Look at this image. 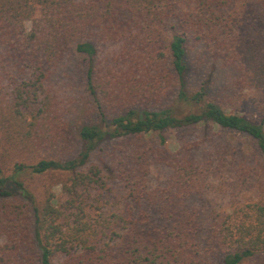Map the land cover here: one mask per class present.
I'll list each match as a JSON object with an SVG mask.
<instances>
[{
    "label": "trees",
    "instance_id": "obj_1",
    "mask_svg": "<svg viewBox=\"0 0 264 264\" xmlns=\"http://www.w3.org/2000/svg\"><path fill=\"white\" fill-rule=\"evenodd\" d=\"M62 69L95 117L77 148ZM222 73L258 122L213 96ZM209 193L225 212L190 205ZM0 264H264V0H0Z\"/></svg>",
    "mask_w": 264,
    "mask_h": 264
},
{
    "label": "rangeland",
    "instance_id": "obj_2",
    "mask_svg": "<svg viewBox=\"0 0 264 264\" xmlns=\"http://www.w3.org/2000/svg\"><path fill=\"white\" fill-rule=\"evenodd\" d=\"M3 70L6 71V75L3 78L2 94L6 98L10 99V77L16 76L18 68L14 67V61L10 60L5 62ZM215 92L214 97L219 100L220 105L227 112H236L247 119L258 122L262 115L261 106L263 100L259 93L251 92L250 90H243V94H240L236 90L228 77V74L222 73L215 76ZM74 80H70L64 75V70L55 72L50 80V86L53 92H50L56 102L61 106L64 111L67 134L71 139L72 144L77 148V136L75 130L86 123L95 121L94 115L91 113L90 108L84 98L83 92H79L74 86ZM199 129L193 130H181L178 132H167L164 135L167 138V149L169 151H175L184 142H194L199 138ZM158 139V138H156ZM249 146V144H248ZM170 175V170L161 165H153L150 168V172L147 177L148 186L154 188L162 186L165 180ZM111 191L107 194L108 204L112 205L111 210L117 204L125 202L124 191L122 186L117 182H111ZM58 187H54L57 190ZM228 198L218 194H205L201 198H193L189 200L191 206L203 207L211 210L226 211Z\"/></svg>",
    "mask_w": 264,
    "mask_h": 264
}]
</instances>
